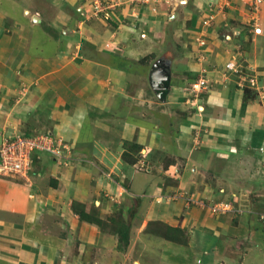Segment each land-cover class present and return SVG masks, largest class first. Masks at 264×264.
<instances>
[{
  "label": "crops",
  "instance_id": "1",
  "mask_svg": "<svg viewBox=\"0 0 264 264\" xmlns=\"http://www.w3.org/2000/svg\"><path fill=\"white\" fill-rule=\"evenodd\" d=\"M192 2L215 8L217 0ZM240 2L227 7L212 27L202 25V19L190 27L185 4L160 2L154 11L151 4L125 0L124 7L106 21L87 18L91 0H0V141L12 129L31 130L30 134L47 130L63 138L74 155L71 166L58 167L51 153L40 152L30 176L32 186L24 179L0 175V214L5 216L0 218V236L20 241L9 246L7 239H0L5 243L0 244V261L6 264L19 256V261L38 264L48 254L54 256L42 237H20L29 222L46 216L69 223L74 231L80 227L81 237L94 236L102 246L109 245V233L87 221L79 226L73 201L83 203L87 212L95 205L105 214L122 204L132 205L131 197L147 185L149 193L140 199V210L147 209L163 222L174 221L172 214L183 210L182 200L159 204L151 199L158 193L180 190L214 202H238L241 213L228 212L219 218L208 209H184L187 214L181 225L192 223L198 232V256L213 264L221 262L222 256L227 264L264 262L263 243L258 241L264 236L260 219L264 212V105L246 101L234 72L226 70L229 62L251 68L253 51L264 57V32L249 33L251 16L247 7L238 6ZM228 33L231 40L224 39ZM169 37L184 48L175 61L171 52L166 53ZM188 39L197 53L190 50ZM201 39L205 46L200 45ZM254 40L260 42L256 50ZM185 45L189 53H184ZM200 49L204 58L199 56ZM168 55L173 63H166ZM202 76L208 89L198 94L189 89V93L186 88ZM162 86L171 87L163 98L159 96ZM131 141L143 145L141 162L160 151L174 156L177 161L170 160L166 170H175L176 184L150 180L156 167L147 166L148 171L136 177L140 161L132 162L124 154L125 144ZM178 163L181 167L175 168ZM240 232L248 244L237 247L234 234ZM131 235L129 248L138 245L155 256L160 249V259L164 258L160 251L169 246L154 247L136 224ZM13 245L23 247L22 251L14 253L18 247ZM141 260L147 264L145 258L133 263L142 264Z\"/></svg>",
  "mask_w": 264,
  "mask_h": 264
},
{
  "label": "rangeland",
  "instance_id": "2",
  "mask_svg": "<svg viewBox=\"0 0 264 264\" xmlns=\"http://www.w3.org/2000/svg\"><path fill=\"white\" fill-rule=\"evenodd\" d=\"M175 3H177L176 0H174ZM190 1V2H189ZM187 2V4H185V6L187 8H185V12H187L185 15L188 18V22H189V26L190 27H194L195 23L198 19H202L204 16V13H209V15H212L214 12L212 10H210L212 7H209V5H206L203 3L202 7L200 6H196V4H193L192 0H189ZM220 0H217V2H219ZM122 5L125 4V0H121ZM216 2V3H217ZM240 2V0H239ZM181 3H177V5H180ZM234 2H231L230 6H234L233 5ZM120 5L119 7H117V10L124 7ZM243 8H248L249 10V15L251 16V18H249V23L248 24V29H249V33L252 35L255 34L254 29L255 26L256 27H260L261 28V32L260 33H256L258 35H261L264 31V27L262 26V22H264V15L262 12H264V4L259 8V9H255L250 7L248 2H240L238 4V6H241ZM181 6V5H180ZM178 6V8L180 7ZM221 9V8H220ZM115 11V12H116ZM227 11V9H226ZM82 14L84 16H86V14L83 13V10L81 11ZM224 13H222L221 11H218L215 15V19L213 21L210 22V26L212 27L213 24L217 23L219 20V17H221ZM184 16V15H183ZM185 17V16H184ZM201 17V18H200ZM87 18H91V15H89ZM111 21V20H110ZM257 23V24H255ZM126 24V23H125ZM204 25V24H202ZM127 26V25H126ZM205 26V25H204ZM133 28L135 26H132ZM136 27H138L136 25ZM223 30L224 27L221 28V36L223 34ZM248 31V30H247ZM226 33V32H224ZM251 35V38H253ZM262 37L264 35H261ZM203 40V39H201ZM231 40V39H230ZM188 41H190V43L192 42L190 39H188ZM168 42V44H167ZM189 43V47L190 50H194L193 52L197 53L198 49L193 48V44ZM260 42L254 40V46H253V50H256L259 45ZM166 53L167 52H171L172 56L174 57V61L177 59V57H179L180 55H182V51L184 50V48L181 47V44L179 42H176V40L173 37H169L168 40L166 41ZM188 45V44H186ZM185 45V51L184 53H189V48L186 47ZM191 45V46H190ZM201 45V44H200ZM206 45V44H205ZM205 45H201V46H205ZM261 45L263 46L262 49H264V43H261ZM202 49V48H201ZM200 49V54L201 57H203L202 55L205 54L204 52L201 53L203 50ZM253 66L251 68L248 69V67L244 66V67H240L239 69L241 71L239 72H235L234 71V78L237 81H241L243 78H249L251 76H253V74H257V76L260 79V87H261V93H257V91L254 93L248 91V94H246V92L244 91V95L246 98V101H253V102H257L259 105L263 106L264 105V83L261 81V78L264 76H260L264 73V57L259 54H257L255 56V51H253ZM183 53V56H184ZM244 54V53H243ZM171 55H168V59L166 58V63H173L170 59ZM171 56V57H172ZM196 56V55H195ZM189 57V54L188 56ZM203 57V58H204ZM185 56L183 57L182 61L184 60ZM194 59V57H192ZM197 58V56H196ZM187 60V59H186ZM192 59H190L188 62H190ZM198 60V59H197ZM248 60V58H247ZM242 61H244L242 59ZM185 62V61H184ZM203 70H201L202 72ZM203 73V72H202ZM204 73L207 74V71H204ZM227 73V72H226ZM261 73V74H260ZM249 74H252L251 76H249ZM238 76V78H236V76ZM166 78V77H165ZM264 78V77H263ZM200 79V77H199ZM199 79L197 81L191 82L190 84V88H186L189 92V89L191 93L193 91V88L195 87L194 84L197 83L199 81ZM263 80V79H262ZM207 82V81H206ZM164 88V89H162ZM162 94L159 93V96H161L162 98L165 97V94L167 95V92L170 91L169 89L171 87L165 88L164 86H162ZM248 88V86L243 87V89ZM208 89V86L206 85V87L203 88L204 92L205 90ZM187 92V91H186ZM190 93V92H189ZM200 93V92H199ZM198 94V93H197ZM192 95L190 94V97ZM192 101V100H191ZM194 101V100H193ZM194 103H196L194 101ZM199 111H202L204 108L202 107H198ZM16 130V129H15ZM19 132L21 133H25L28 134L27 131H23L22 129H17ZM13 131V129L11 130ZM45 131V130H44ZM47 131V130H46ZM32 131L30 130L29 133H31ZM35 133H40V132H33L32 134ZM63 139V138H62ZM127 150L124 153L125 157L132 161V162H137L142 160V154L141 152H143L141 150L142 146L141 144H139L136 141H131L127 144H125ZM141 150V151H140ZM262 153L264 152V149L261 150ZM71 146L67 145V149L63 150L62 149V155H65V157L69 158V162L68 164H62V162L60 163L59 160L56 159V156H53L54 162L56 163V165L58 167H68L71 163L74 162V159L72 158V156L74 157L73 153H71ZM130 153V154H129ZM140 153V154H139ZM49 154V153H47ZM164 152H158L156 153V157H152L149 156V160H146L144 162L140 161V164L138 162V165L136 166V177L138 176H142L143 174H145L148 171V167H156L154 168L155 171V175H152L149 177L150 180L152 181H160V182H165V184H172L175 185L176 184V180L173 179H178L175 170L172 171L171 173L167 172V168H169L170 162L172 161H177L176 159L174 160V156H165ZM50 155V154H49ZM63 157L62 160H65L66 158ZM58 158V156H57ZM155 160H158L159 162H157V166H153L152 163H154ZM172 160V161H170ZM179 165H177V167L175 168H179L181 167V163H178ZM71 166V165H70ZM148 166V167H147ZM194 170V169H193ZM0 175L2 176H6V177H11V178H21L19 176H11V175H3L2 173H0ZM32 175V173H31ZM24 179V178H21ZM157 179V180H156ZM25 180V179H24ZM154 181V182H155ZM157 181V183H158ZM28 184L30 186H32V182L30 181L29 178V182ZM159 185V183H158ZM129 189H131L132 191H134L135 193H137V190H133L130 186L128 187ZM163 190V189H161ZM144 193H149L148 191V186L146 185V187L144 189H142V191L140 192V194H136L134 195L135 197H131L132 200V205L126 206L124 204H122L120 207L118 208H114L112 211H109L105 214H101L99 212V210H97V208L95 207H90L88 212L91 213V215H94V217H98L100 219V223H95V222H90L91 224H93V227H96V229H100L103 232H107L110 234L111 238V242H109L105 245L102 246L101 243H98L97 240L94 241V236H89L88 238L85 237H81L79 236L78 232H80V227L75 228L76 231H74V228L70 227L69 223L58 219H54L52 216H46L45 219L43 218H38L35 219L29 223V228L27 227L25 229V234L20 236L21 238H30L35 240V238H40L42 237V240L44 239L47 243H48V247H50V251L49 253L51 255L55 254L54 256H50L49 254L46 256L47 259L46 260H38L37 263L38 264H134L133 260H139L140 259H146L144 260V262L147 264H213L209 261H207V259L205 257L198 256L195 248H197L199 245V238L196 231H193L192 227V223H190L191 226H182L181 225V220L183 217H185L186 211H192L193 209H208V211H210L209 213H211L212 217L215 218H219L225 214H227L228 212L231 213L230 215H236L241 213V206L239 205L238 202H234L233 201H217L214 202L212 201L210 198H202L200 196L195 195L194 193H186L183 191H176V192H172V193H163V194H159L158 195H153L151 197V199H154L157 203L162 204V203H166V202H170L173 201L178 202L180 200L183 206V210L185 209L186 211H181L180 212H174L172 214V219H174V221L169 222V219L161 221L159 219H155L152 215H149V213L145 211L140 210V199L143 197L145 198V194ZM31 199H35L36 197L31 196ZM125 201V200H124ZM74 202V201H73ZM220 202H224V203H228L230 206V210H224L218 207L217 204H220ZM238 203V204H237ZM237 204V205H236ZM214 210H213V209ZM181 209V208H180ZM145 210V209H143ZM133 211V216H131L130 218V212ZM195 211V210H194ZM77 214V213H76ZM77 219H79V226L81 225L80 223H82V219L79 217V215L77 214ZM5 217L4 215L0 214V218ZM180 220V223L175 222V220ZM195 219V218H194ZM44 220V222H43ZM59 222V229L56 230L55 226L58 225ZM62 221V222H60ZM235 223L238 224V219L235 221ZM234 223V224H235ZM136 224L137 227H139V232L142 234V232H145V235L147 237L146 240L153 242L154 243V247H156L157 245H159V247H161V245L163 246H169L168 248H165V250L160 251L162 254H164V258L161 260L160 258V254H159V250L157 256L155 255H151L150 253H146L145 251H143L144 249H141L140 247H138V245L134 246L133 248H129L130 243L132 241V235H131V231H132V227L133 225ZM235 224V225H237ZM129 225V244L126 248H120L121 243L119 242V231L124 229L126 226ZM91 226V227H92ZM142 227V229H141ZM168 227H172V230H169ZM256 230L258 236H260L261 234V225H258L256 227ZM141 230V231H140ZM213 229L210 230V233L213 234ZM1 234V233H0ZM223 235H221L222 237L226 238V236H228V234L226 233H221ZM172 236L171 238L169 236ZM262 235V234H261ZM235 241L238 246H246L248 244V242L245 241V236L243 235V232L240 233H235ZM20 237L18 238V241L20 240ZM262 239L260 241V237L258 238L259 243H263L262 246L264 247V236H261ZM59 238V242L57 243L56 240ZM0 239L5 240L7 239L6 243L7 245L11 246V243H15L18 244L19 242H15L14 240L12 241L10 238V236L6 235H2L0 236ZM61 239V241H60ZM116 241L117 245H114V242ZM0 244L5 245L4 242H0ZM21 245V244H20ZM27 245V244H25ZM202 245V242H201ZM14 246V245H13ZM4 247V246H3ZM14 247H18V248H13L14 253H19V251H22L23 247L20 248V246H14ZM28 247L24 248L27 249ZM12 249V248H11ZM141 249V251H140ZM215 256L216 254V247L212 249ZM130 251V252H129ZM212 252V251H210ZM142 253L145 254V257H139L140 255L142 256ZM137 255V256H136ZM16 257V261H10L7 262L6 264H27V262L25 261H19V256H13ZM199 257V258H198ZM1 258V256H0ZM224 258V256L221 257V262L219 261L217 264H227L226 262L222 261V259ZM241 258V256H239V259ZM2 259H4V257L2 256ZM41 259V258H40ZM4 260L0 261V264H4L3 262ZM19 261V262H18ZM16 262V263H15ZM18 262V263H17ZM142 263V260H141ZM238 264V261L236 262ZM143 264V263H142ZM264 264V262L262 263Z\"/></svg>",
  "mask_w": 264,
  "mask_h": 264
},
{
  "label": "built area",
  "instance_id": "3",
  "mask_svg": "<svg viewBox=\"0 0 264 264\" xmlns=\"http://www.w3.org/2000/svg\"><path fill=\"white\" fill-rule=\"evenodd\" d=\"M135 3L139 4H151L152 9L157 11V3L164 2L169 4L170 6H175L178 2L181 4H186L188 0H131ZM236 0H220L216 3L215 8H211L214 13L209 15V13H204L202 18V22L205 26H210V22L213 21L216 17V13L221 11L225 14L227 7H229L231 2H235ZM243 2H248L250 7L259 9L263 4L264 0H240ZM122 4L121 0H91L89 8L90 12L87 15H91L93 18H101L106 21L112 20L117 7ZM209 5V4H208ZM209 7H212L209 5ZM221 8V9H220ZM257 24V23H255ZM257 26V25H256ZM254 29V33H260L261 28L256 27ZM234 36V35H233ZM224 39L230 40L231 34H224ZM201 45H205L206 41L201 40ZM226 70L239 72L240 69L233 62H229L226 66ZM252 74H249L251 76ZM239 85L241 87L248 86L250 89L257 91V93H261L260 87V79L257 74H253V76L249 78H243L239 81ZM193 91L195 93H199L203 91V88L206 87L205 77L202 76L197 83L194 84ZM62 149H67V144L61 137H58L52 131L40 132L35 134H25L21 133L18 130L8 131L6 132L0 141V173L3 175H13L24 178L27 182H29V178L31 173L34 170V161L40 157V152H49L53 156H56V159L62 162V164H68L69 158L62 155ZM58 156V158H57ZM65 157V160L62 158ZM64 159V158H63ZM218 208L224 210H230V206L228 203L220 202L217 204ZM213 209V208H212ZM214 210V209H213ZM260 219L264 223V212L260 214Z\"/></svg>",
  "mask_w": 264,
  "mask_h": 264
},
{
  "label": "trees",
  "instance_id": "4",
  "mask_svg": "<svg viewBox=\"0 0 264 264\" xmlns=\"http://www.w3.org/2000/svg\"><path fill=\"white\" fill-rule=\"evenodd\" d=\"M246 94H248V91L254 93L252 89L245 88L244 89ZM28 135H31L28 133ZM72 207L74 211L79 215V217L82 219V221H87V222H95V223H100V219L98 217H94V215H91V213L86 211L85 205L83 203L74 201L72 203ZM133 216V211L130 212V218ZM169 230H172V227H168ZM169 236V235H168ZM170 238L172 236H169ZM119 242L121 243L120 248H126L129 244V225L126 226L124 229L119 231Z\"/></svg>",
  "mask_w": 264,
  "mask_h": 264
}]
</instances>
